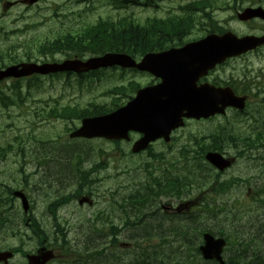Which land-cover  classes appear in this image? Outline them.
<instances>
[{
    "label": "rangeland",
    "instance_id": "obj_1",
    "mask_svg": "<svg viewBox=\"0 0 264 264\" xmlns=\"http://www.w3.org/2000/svg\"><path fill=\"white\" fill-rule=\"evenodd\" d=\"M3 1L4 0H0V5L3 4ZM111 1L112 0H45L39 8H32L30 11H27L26 19L24 17L20 18V6L10 9L6 17H2L0 11V26H4L7 31L16 28H24L27 23L32 25L35 24V22L41 21V26L29 29L27 35L26 31L11 35L8 39L5 38L6 40L4 41L0 40V45L7 47L27 39L28 46L31 47L29 48L33 49L32 43L34 39L51 38L55 31L62 32L70 27L77 30L82 23L94 22L100 17H116V15L123 11L113 9L112 7L114 4H112ZM189 1L191 0H157L161 5L160 10L141 5L130 6L128 9L133 14L135 20L142 23L149 16H165L168 14L169 10H172V12L178 11L181 4H185ZM246 4L247 3L244 4L245 7L248 6ZM56 7H59V9ZM56 12H58V15ZM234 14L235 10L231 8H222L215 11L216 19L226 28H232L240 32L252 29L249 25L245 26L239 23L236 20V16L234 17ZM256 27L259 28L260 26L257 25ZM200 35V33L195 32L193 37ZM19 55L22 58L24 57V53H19ZM57 57L63 58L64 55L60 54ZM235 61L236 62L218 71V74L222 76L223 79L227 80L230 77H238L242 75L244 71H247L250 77L253 73L260 72V70L264 68V50L262 52L255 51L249 54L247 58ZM105 73V75L101 74L99 78L94 79L92 82L89 80L85 81L82 85H79L77 80L69 81V79H67L64 82L58 81L57 79L46 80L43 82L42 88L39 90H31V96L25 105L16 104L9 110L0 107V145L8 146L9 142L12 143L10 154L4 159H0V210L5 208V213L12 215V222L6 224L9 228L7 229L4 227L0 230V248L23 247L27 251H31L38 243L36 234L32 232V229L26 225L23 219L20 207L21 204L9 195V189H21L27 186L29 189V196L33 201L36 218L39 222L45 224L48 231L44 232L47 242L52 243L62 254L60 258L52 264H72L71 262H67L66 257L63 255L65 252L61 239L63 234L62 232L58 233L55 228L50 227V225L53 226V224L51 218L48 216L47 212H45V206L52 196L56 194L60 195L64 192L72 193L77 187L81 189L82 184L81 186L80 183L77 184V180H75L77 177L73 179L66 168L63 169L64 175H67L66 180H68V182L65 183L66 185L58 182L56 177L51 178V173L55 169L54 164L65 161L68 157L65 152L62 153L60 151L64 149L62 144L67 141L63 143H54V145H48L45 148L37 149L36 141L34 137H31L30 133H34L33 122L37 119L35 112H43L40 110L45 107V101L49 100L51 97H60L59 103L61 105L78 103L83 106L91 101H108L109 98L105 96L107 90L120 84L123 79L133 78L143 85L150 81L149 75H141L138 73L133 75V73L128 72L123 78H121V74L124 73L122 71L108 70ZM240 79H244V77L240 76ZM49 105H52V103H49ZM254 109L255 106H252L251 111H254ZM263 111L264 108L260 106L259 122L255 123L254 121L247 120L250 119L251 116L248 115L249 117H244L242 120L238 119L236 121V126H241L242 129L247 128L250 131L259 127L260 129H257L256 132H264V118L261 117ZM230 118L233 119L234 117L232 115H228L227 117L219 116L209 120L190 122L188 126L175 133L176 139L174 145L167 151L174 152L184 147L194 150L196 147L195 138L208 135L215 130L219 123H225ZM228 125L233 124L229 123ZM67 126L72 127L73 124H65L55 120L42 121L39 123L38 130H44L47 134L53 133L54 135H63ZM237 129L240 132L243 131L240 128ZM249 135H251L252 138L256 137V134L249 133ZM64 139L65 136L62 140ZM83 143L84 142L79 144L75 143V145ZM91 144L95 148L101 145L106 150L105 154L102 155H99L97 150H89V156H86V158L81 161L84 167L83 169L85 170L93 169L94 162H101L103 165L102 170L98 173V177L92 174L94 181L92 196L97 203L93 208H89L88 206L81 208L73 202L69 203L58 212V221L61 225V229L58 227V230L67 232V239L71 242V245H81L88 237H90V243L92 238L95 237L98 238L97 243L104 244V247L107 249V256H100L98 251H94L95 253L90 255L99 258L89 261L91 264H126L125 262L136 259L135 257L137 256L141 257V260L146 258H150L151 260V255L155 256L156 254H163L164 257H168L164 258V263L156 259L153 264H174L176 263L175 260H178L177 263L181 264L182 258H187V251H192V248H186L190 245L185 244V247L173 234H171L170 239L175 242H161L160 237L157 235L151 237L154 234H161V231H165V228L168 229L167 231L171 228H179L176 224L172 226L171 224L174 221H170L180 218L166 215L162 209V205L168 201L166 199H163L156 207L159 212L157 215L149 216L150 212L146 210L132 216L136 218L138 215L143 214L142 217L147 222L144 221L135 224L129 221L131 226L127 227L128 231L119 235L120 241H118L116 247L113 248L115 251L111 255V251L108 250V248L112 246L110 243L112 235L108 233H110L111 226L122 224L119 219L122 212V209L119 207L120 202L125 200L129 195L143 190L148 183L149 174L146 177V172L142 168V164L148 158V154L143 153L139 156L123 157V154L114 149L111 143H101L99 140H93ZM262 144L264 143H261V145ZM74 148L75 146L71 145L67 149L73 150ZM123 148L129 151V146L126 143H123ZM155 149L157 151H162L166 148L159 144ZM261 150V153L257 150H251V153L255 152V160H248L246 157L240 158L235 167L219 177L220 182L238 179L240 181L237 185H233L229 189L212 192V194L209 195L210 198H207V200L213 201L211 202V208L205 207L203 203L206 202L205 200L199 203V206L193 210V214L196 218L193 228L196 227V230L189 232L188 238H195V241L198 242L199 235H196L195 231L197 232L199 228L201 231L204 227H216V225L220 224H225L227 227L228 224L222 221L223 217L228 215L231 209L235 207L239 209L247 207V210H251L250 212H245L240 215L243 221H246L247 218L251 220L249 226L260 224L256 220L262 218L260 216H262L264 212V196H260L261 202L258 203L252 201L250 194H255L258 189L264 187V159H258L261 154L264 157V146ZM45 151L48 154H52L54 158L51 164L42 166L39 161H36V158L38 159L40 156L39 154ZM229 152H232V150ZM48 159L50 160V158ZM74 165L77 168V164ZM203 170L204 174L210 176L211 169L209 167L204 166ZM75 184L77 185L73 186ZM200 192L201 190H194L190 196H186L184 199L193 197ZM6 194L8 198H6ZM7 203L9 207H7ZM114 212H116L115 215ZM215 212L218 213L215 214ZM107 213L108 218L105 219L104 217ZM184 219L185 216L181 217V221L185 222ZM160 222L163 223V229L158 228L150 230V223L157 225V223ZM132 231L135 236L130 238L128 236L131 235ZM252 231L253 230H250L249 237L253 238L258 237V235L260 236L258 232H255L256 230L253 233ZM139 236L144 237L140 238ZM129 242L132 243L129 249H121ZM194 246H198V244L194 242L191 247ZM252 251L255 252L256 250L252 249ZM68 253L69 249L67 250V258ZM142 253H144V257H142ZM194 253L196 254L195 250ZM229 254L230 251H227V256ZM117 255L122 256L118 257L119 262H117V259L112 262L110 260L111 256L114 257ZM199 256L201 257L200 254ZM68 259L71 261L70 258ZM24 262L25 259L20 254L11 261V264H25ZM194 262L195 259H188L189 264Z\"/></svg>",
    "mask_w": 264,
    "mask_h": 264
},
{
    "label": "water",
    "instance_id": "obj_2",
    "mask_svg": "<svg viewBox=\"0 0 264 264\" xmlns=\"http://www.w3.org/2000/svg\"><path fill=\"white\" fill-rule=\"evenodd\" d=\"M256 16L264 18V10L247 9L244 19ZM263 43L264 36L239 38L228 32L222 36L209 35L179 49L148 53L139 64L129 56L109 53L87 62L74 60L63 65L28 68L46 73L66 69L87 71L120 64L135 66L160 77L161 83L140 89L137 96L126 106L110 114L85 118L83 125L73 133V136L129 139V131H139L144 136L133 147L134 152H139L157 138L164 137L168 140L171 131L183 124L184 117H208L224 112L225 108L231 105L243 108L244 99L235 97L228 88H215L208 84L198 86V80L228 57L242 54ZM14 70L15 68H10L5 74H15ZM207 157L221 168L227 165L217 153L210 152ZM224 243L223 239H215L211 234H206L205 245L201 247L204 256L221 260L220 253ZM10 255L0 254V258L6 260ZM50 256H33L30 258V264H45Z\"/></svg>",
    "mask_w": 264,
    "mask_h": 264
},
{
    "label": "trees",
    "instance_id": "obj_3",
    "mask_svg": "<svg viewBox=\"0 0 264 264\" xmlns=\"http://www.w3.org/2000/svg\"><path fill=\"white\" fill-rule=\"evenodd\" d=\"M151 0H147L150 3ZM198 2L189 3L183 8L181 12L168 16V18H148L143 24L133 25L128 18L123 17L120 22H103L96 25H90L85 27V29L77 32L76 35H67L64 37L63 41H59L57 47L65 46L72 50L74 53L78 54L80 57L86 53L101 54L105 51H127L133 55H139L150 50H159L161 48L169 47L170 45H175L176 43H181L185 40V36L188 33L184 28L192 27L194 25L195 9ZM155 2H153V5ZM202 3L198 4L201 5ZM197 8V7H196ZM116 91L121 94L126 91V87L116 88ZM113 104H117L113 102ZM107 105H96L92 107H86L77 110H68V113L75 115L76 118H81L86 115H93L97 113H103L108 111ZM67 113V111L65 112ZM207 148V147H206ZM62 153L65 152L69 155L72 149L60 150ZM78 160L83 158L82 153H76ZM58 158V157H57ZM72 160L67 157L65 161H60L54 164L55 169L51 173V178L56 177L57 181L66 185L68 182L66 180L67 175H64L63 169L66 168L70 175L72 173V178L77 177L80 180L79 175L82 173L84 181H89L90 173L89 171L83 169L81 162L77 164V168L74 164H71ZM68 173V174H69ZM73 180V179H72ZM164 178L159 177L154 180V187L150 184V190H152L150 197L155 195L167 194V192H177L181 193V189L184 186V181L179 179L169 180L167 183H163ZM81 185V184H80ZM141 194L136 198L137 204L142 205L144 201L140 200ZM143 208V207H142ZM147 222V221H146ZM183 222V221H182ZM189 221L185 219V222L178 226L183 230L184 237L188 235V223ZM258 225H255L253 230H256L258 237H250L252 249L256 250L254 256L257 257L256 261L258 264H264V219L258 221ZM163 229V223H157L154 225L150 223V230ZM165 230V229H164ZM254 231H252L253 233ZM152 233V232H151ZM153 234V233H152ZM151 236V234H150ZM153 236V235H152ZM161 237V236H160ZM240 235L234 233L231 238L234 240L239 239ZM246 249V248H245ZM244 249V250H245ZM244 254H239L237 256L229 257L225 264H249L250 262L242 257ZM168 257V256H166ZM163 254L155 255L154 260L162 262L164 258ZM181 264H189L188 258H182ZM165 261H163L164 263ZM137 264H147L141 260L137 261ZM206 264H220V263H206Z\"/></svg>",
    "mask_w": 264,
    "mask_h": 264
},
{
    "label": "bare ground",
    "instance_id": "obj_4",
    "mask_svg": "<svg viewBox=\"0 0 264 264\" xmlns=\"http://www.w3.org/2000/svg\"><path fill=\"white\" fill-rule=\"evenodd\" d=\"M264 159V158H263ZM71 175H72V173H71ZM73 179H75V177L73 178ZM75 180H77V184H81V182H80V180H79V178H76ZM81 186V185H80ZM79 186V187H80ZM260 217H262L261 219H257L256 221L258 222V221H261V220H263L264 219V212H263V214H262V216H260ZM257 218H259V217H257ZM185 220V219H184ZM172 221H174L171 225L173 226V225H177V226H180L181 224H183V222L181 221V219H175V220H171L170 222H172ZM177 222V223H176ZM168 229L167 228H165V231H167ZM253 231H255V230H253ZM255 232H257V231H255ZM115 237H116V239H117V241H120V239H119V235H116L115 234ZM150 237V236H149ZM117 262H119V260H118V258H117ZM117 264H119V263H117ZM127 264V263H126Z\"/></svg>",
    "mask_w": 264,
    "mask_h": 264
},
{
    "label": "flooded vegetation",
    "instance_id": "obj_5",
    "mask_svg": "<svg viewBox=\"0 0 264 264\" xmlns=\"http://www.w3.org/2000/svg\"><path fill=\"white\" fill-rule=\"evenodd\" d=\"M217 73H218V71L217 70H215L214 71V75H216L217 76ZM212 77V74L210 75V78ZM216 78H218V76L216 77ZM258 78L261 80V83H262V86H263V91H264V73L263 72H259L258 73ZM264 158V157H263ZM262 158V159H263Z\"/></svg>",
    "mask_w": 264,
    "mask_h": 264
}]
</instances>
